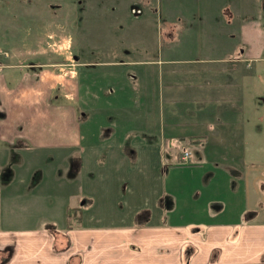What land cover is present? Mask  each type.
<instances>
[{
  "label": "crops",
  "instance_id": "crops-1",
  "mask_svg": "<svg viewBox=\"0 0 264 264\" xmlns=\"http://www.w3.org/2000/svg\"><path fill=\"white\" fill-rule=\"evenodd\" d=\"M218 1L201 0L199 12L189 0H167L163 9L168 17V8L173 10L177 3L180 11L172 20L203 21L212 17L208 4ZM220 2L219 16L225 7ZM184 29L182 34L192 35L187 42L205 34V28ZM193 46L191 51L173 54L178 57L122 60L130 65L122 71L130 84L122 86V112L129 119L118 141L112 140L113 134L103 140L83 139L84 119L75 106L78 79L77 94L64 76L59 80L64 83V97L75 103L55 100L52 84L41 70L2 74L0 264H264V143L252 141L257 130L251 127V111L260 113L262 108L256 107V94L249 89L259 70L264 75V57L246 54L243 59L226 60L222 56L223 68L212 71L204 69L202 61L217 60L199 57L198 44ZM10 73L20 76L15 83ZM155 120L160 124L154 125ZM175 133L183 142L186 137L194 139L188 141L186 151L188 173L170 171L164 177L157 170L151 203L137 201L128 180L111 195L107 180L117 163L119 173L122 167L129 169L119 180L136 175L133 170L142 160L139 147H150L151 154L154 147L159 164L164 163L162 147L173 143ZM125 145L131 152L122 159ZM237 147H242L240 153ZM49 148L77 150L80 163L74 171L38 170L36 154ZM15 151L31 154L19 163ZM212 153L213 172L194 170L203 164L198 158L211 159ZM254 162L262 169L253 170ZM138 174L145 180L143 173ZM167 178L174 179L175 191L167 189ZM178 197H185L183 214L175 212ZM195 198L200 205H195ZM187 199L193 203L191 215H185ZM72 206L76 213L66 214ZM116 211L118 216L112 219Z\"/></svg>",
  "mask_w": 264,
  "mask_h": 264
},
{
  "label": "rangeland",
  "instance_id": "rangeland-1",
  "mask_svg": "<svg viewBox=\"0 0 264 264\" xmlns=\"http://www.w3.org/2000/svg\"><path fill=\"white\" fill-rule=\"evenodd\" d=\"M200 1L189 0L193 10L200 12ZM220 1L225 7L221 9L219 16L217 10L221 6ZM220 1L208 4L212 7L211 18L199 21L198 18L193 20L174 18L172 20L174 14L180 11L177 3H173V10L168 8L167 17L163 9L167 0H0V77L2 74L5 77L8 76L11 70L18 72L41 70L45 76L43 78L47 79L50 85L52 84L55 100L75 102L70 96L64 97L63 95L64 83L59 80L61 76H64L68 84H73V89L79 85V100L78 105L75 106L80 120L84 119L81 121L83 139L86 141L89 139L103 140L113 134L112 140L118 141L122 139V125H126L129 119V116L122 112L125 111L122 105V86L130 84L124 81L126 75L122 71L130 65H123L122 60L157 57L164 59L166 54L170 57H178L173 54L181 49L191 51L195 48L193 44L195 46L198 44L199 57L217 60L211 63L202 61L205 63L204 69L206 70L213 71L216 68H223L224 65L220 63L222 56L226 60L243 59V55L246 54L264 57V0ZM170 6L169 3L168 7ZM214 7H217L215 11H213ZM132 8H139L140 12L133 14ZM198 14L194 13V15ZM214 14H217V17H214ZM191 25L194 28H205V34L200 33L191 42H187L186 38H191L192 35L182 33L186 31L184 27L193 28ZM180 43H187L189 46L181 47ZM69 62L74 63L71 65ZM10 66L16 69H11ZM230 67H228L229 70L232 69ZM6 68L8 71L4 70ZM262 70H259V73ZM259 73L257 72L255 82L249 83V89L253 95L256 94V107H261L264 111L262 106L264 105L262 98L264 96V75H259ZM9 75L14 83L20 77L12 73ZM72 80L75 83H72ZM76 80L79 82L78 85ZM11 81L9 84L13 87L14 83ZM155 105L154 108L158 110L157 100ZM261 110L260 113L255 114L251 111L253 118L251 127L257 130L256 137L252 141L263 144L264 120L262 119H264V113L262 114ZM218 121L214 120L213 123H218ZM153 124L159 125L160 123L155 120ZM109 128L113 130L109 131ZM181 139L175 133L173 143L169 146L163 145V152L166 155L164 161L162 158L164 162L162 164H159V156L154 147L152 154L150 147L144 149L139 147L138 155L142 156V160L139 168L133 170L136 175L132 179H124L122 176V180H119V177L129 172V169L122 167V172L119 173L117 167L120 164L117 163L110 170L112 176L107 180L111 195L116 194L118 189H123L122 182L128 180L134 190V198L137 201L147 199L151 203L154 198L151 191L155 189L157 170L164 174L162 175L164 177L170 171L188 173L185 164L187 158L183 159L182 156L185 151H188L187 146L190 143L188 141L194 139L189 137L188 140L186 137L185 142ZM9 148L8 153H11L13 157L14 149L12 146ZM130 148L127 145L122 147V159L125 158V153L130 155ZM236 149L240 153L242 147ZM189 151L192 152L191 147ZM77 153V150L65 152L62 148H49L36 154L40 156L34 165L39 167L38 170H47V173L68 171V169L74 171L80 163ZM18 154L21 157L18 160L20 163L25 155L31 153ZM190 157L191 154L188 156V161ZM208 157L211 159L198 158L203 160L201 162L203 164L197 166L203 169L194 170L213 172L216 164L214 154ZM251 166L253 170L262 169V164L257 162ZM32 170L34 171L35 168ZM138 173H143L145 180H140L141 175ZM204 180L209 181L207 178ZM157 181L161 187L160 180ZM2 184L0 182V187ZM166 184L167 189L172 187L174 190V179L167 178ZM188 185V190L193 188L190 184ZM177 192L178 187H176ZM115 198L118 200L119 196ZM184 199L185 197H178L175 212L181 211L180 214H183ZM195 199H197L195 205H200V200ZM117 206L120 208L119 203ZM186 206L185 215H191L193 203L187 199ZM117 213L116 211L115 215H111L112 219L117 218Z\"/></svg>",
  "mask_w": 264,
  "mask_h": 264
},
{
  "label": "trees",
  "instance_id": "trees-1",
  "mask_svg": "<svg viewBox=\"0 0 264 264\" xmlns=\"http://www.w3.org/2000/svg\"><path fill=\"white\" fill-rule=\"evenodd\" d=\"M73 211V213L75 214L76 213V210H75V208L72 206V208H69V207H67V209H66V214L68 213V212H72ZM68 217H69V215H68ZM67 217V218H68Z\"/></svg>",
  "mask_w": 264,
  "mask_h": 264
},
{
  "label": "built area",
  "instance_id": "built-area-1",
  "mask_svg": "<svg viewBox=\"0 0 264 264\" xmlns=\"http://www.w3.org/2000/svg\"><path fill=\"white\" fill-rule=\"evenodd\" d=\"M132 11L134 13H137V12H139V9L138 8H132ZM186 156H187V152L184 153V156L183 157H186Z\"/></svg>",
  "mask_w": 264,
  "mask_h": 264
}]
</instances>
